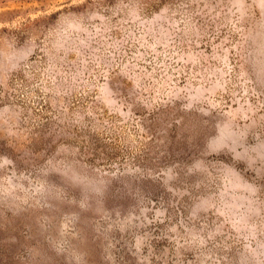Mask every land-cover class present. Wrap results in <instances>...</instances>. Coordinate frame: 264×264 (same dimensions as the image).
I'll return each instance as SVG.
<instances>
[{
    "label": "rangeland",
    "instance_id": "1",
    "mask_svg": "<svg viewBox=\"0 0 264 264\" xmlns=\"http://www.w3.org/2000/svg\"><path fill=\"white\" fill-rule=\"evenodd\" d=\"M0 264H264V0H0Z\"/></svg>",
    "mask_w": 264,
    "mask_h": 264
}]
</instances>
